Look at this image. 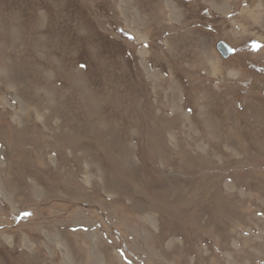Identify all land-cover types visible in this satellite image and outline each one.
Instances as JSON below:
<instances>
[{
  "label": "rangeland",
  "instance_id": "rangeland-1",
  "mask_svg": "<svg viewBox=\"0 0 264 264\" xmlns=\"http://www.w3.org/2000/svg\"><path fill=\"white\" fill-rule=\"evenodd\" d=\"M0 264H264V0H0Z\"/></svg>",
  "mask_w": 264,
  "mask_h": 264
},
{
  "label": "water",
  "instance_id": "water-1",
  "mask_svg": "<svg viewBox=\"0 0 264 264\" xmlns=\"http://www.w3.org/2000/svg\"><path fill=\"white\" fill-rule=\"evenodd\" d=\"M216 47L223 54L224 57H228L229 55L234 53V49L231 48L224 41L217 42Z\"/></svg>",
  "mask_w": 264,
  "mask_h": 264
}]
</instances>
